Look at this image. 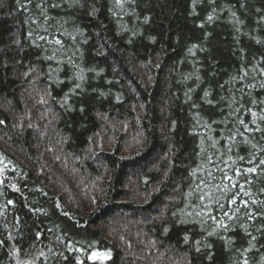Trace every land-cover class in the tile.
I'll use <instances>...</instances> for the list:
<instances>
[{"label": "trees", "instance_id": "trees-1", "mask_svg": "<svg viewBox=\"0 0 264 264\" xmlns=\"http://www.w3.org/2000/svg\"><path fill=\"white\" fill-rule=\"evenodd\" d=\"M261 69L264 0H0V264H264Z\"/></svg>", "mask_w": 264, "mask_h": 264}, {"label": "snow or ice", "instance_id": "snow-or-ice-1", "mask_svg": "<svg viewBox=\"0 0 264 264\" xmlns=\"http://www.w3.org/2000/svg\"><path fill=\"white\" fill-rule=\"evenodd\" d=\"M123 2H124V0H115L116 5H118V6H122V5H123ZM194 3H195V0H194ZM233 15H235V13H233ZM207 20H208L209 22H211V21L213 20V16H212V15H208V16H207ZM201 27H203V25H201ZM29 35H31V33H30ZM40 38L43 39V37H40ZM55 43L60 44L61 41H60V40H56ZM261 72H264V69H261ZM246 76H247V72H245L244 75L241 76V79L243 80ZM249 86L251 87V86H253V85H249ZM75 87H76V88H79L80 85H79V84H76ZM261 87H264V84H261ZM207 95H208V93L206 92V93H205V96H207ZM209 103H211V101H209ZM193 106L196 107V105H193ZM248 112H249V113L251 114V116L253 117L252 123H253V124H256L257 113L254 112V111H252L251 108L248 109ZM260 119H261V121H264V116H261ZM0 123H2V121H0ZM239 123H240V125L244 126V128H245L246 131H253V130H255V131H261V129L259 128V126H257L255 129H249V128H248V125L245 124V121H244L243 119H240V120H239ZM251 162H252V161H249V163H251ZM259 163H260V165H264V160H260ZM237 171H239V170H237ZM246 171H247L248 173H255V172L257 171V169H256V167H252V168H248ZM193 174H195V173H193ZM228 179L230 180L231 178L228 177ZM233 187H235V185H233ZM202 198H203V197H201V199H202ZM8 203L11 204V203H13V202H12V201H8ZM230 203H233V204L236 203V196H235V195L231 198ZM252 203L255 204V203H257V202H256V201H252ZM261 203H264V202H261ZM243 207H244L246 210L249 209V208H250L249 202H248V201H244V202H243ZM36 211H39V210L37 209ZM236 211L238 212V211H240V209L237 208ZM246 215L248 216V219H249V220H254V219H256V217H257L258 215H259L260 217L264 218V211H259V212L246 211ZM212 219H215V217H212ZM220 226L223 227V228H225V229H227V227H228V226H227L226 224H224L222 221L220 222ZM209 235H211V233H209ZM248 235L251 237L252 240H255V239H256V237H255V236H252L251 233H248ZM186 239H187V237H186ZM0 243H2V242H0ZM195 243H196L197 246L200 245V241H196ZM209 247H210V246H209ZM197 250L199 251V247H197ZM81 264H83V262H81ZM245 264H247V261H245Z\"/></svg>", "mask_w": 264, "mask_h": 264}]
</instances>
